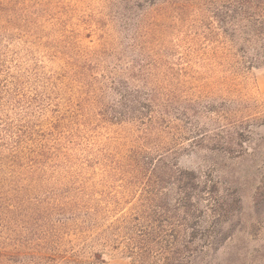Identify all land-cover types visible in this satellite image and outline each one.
I'll use <instances>...</instances> for the list:
<instances>
[{"label":"rangeland","instance_id":"1","mask_svg":"<svg viewBox=\"0 0 264 264\" xmlns=\"http://www.w3.org/2000/svg\"><path fill=\"white\" fill-rule=\"evenodd\" d=\"M159 4L0 0V264H264V51Z\"/></svg>","mask_w":264,"mask_h":264},{"label":"trees","instance_id":"2","mask_svg":"<svg viewBox=\"0 0 264 264\" xmlns=\"http://www.w3.org/2000/svg\"><path fill=\"white\" fill-rule=\"evenodd\" d=\"M123 1L127 3L133 1L137 6L153 5L160 2L159 5L167 7L170 0ZM206 4V9L211 12V16L229 40L241 41V45L238 47L240 51L246 53L247 49L251 48L255 50V54L264 51V0H206ZM127 89L118 91L120 93L117 100L121 105L131 111L139 112L149 106L147 100H140V91L137 88Z\"/></svg>","mask_w":264,"mask_h":264}]
</instances>
